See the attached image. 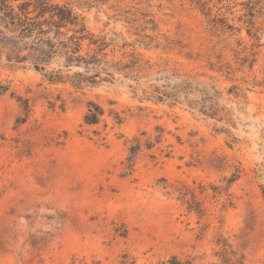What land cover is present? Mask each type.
Returning <instances> with one entry per match:
<instances>
[{"label":"rangeland","instance_id":"obj_1","mask_svg":"<svg viewBox=\"0 0 264 264\" xmlns=\"http://www.w3.org/2000/svg\"><path fill=\"white\" fill-rule=\"evenodd\" d=\"M50 1L105 40L107 60L132 61L133 53L142 82L173 72L216 93L211 101L189 96L204 115L186 103L142 101L124 75L81 89L50 84L43 75L64 70V61L35 70L26 41L7 33L10 45L0 46L7 89L0 96V264H118L124 253L136 264H167L171 256L211 264L218 236L246 264H264V0ZM87 44L82 54L95 49ZM73 73L92 76L74 66ZM11 94L27 100V115ZM89 102L105 110L97 126L83 124ZM156 128L160 142L128 170L129 142L141 133L154 142ZM164 186L192 192L186 200L203 215Z\"/></svg>","mask_w":264,"mask_h":264},{"label":"trees","instance_id":"obj_2","mask_svg":"<svg viewBox=\"0 0 264 264\" xmlns=\"http://www.w3.org/2000/svg\"><path fill=\"white\" fill-rule=\"evenodd\" d=\"M78 18L79 15L68 6L53 4L50 0H0V46L10 45L7 33H17L18 39L23 43L26 41L23 45L30 51L29 56L33 57L34 69L44 72H46L44 66L48 60L56 57L62 59L64 70H51L43 75L50 84L70 83L74 88L81 89L83 86L95 85L100 82L110 83L111 80H114L113 75H124L126 79L131 78L134 84L131 88L134 93L142 95V101L167 103L170 106L186 103L190 109H193L192 106L200 107L198 112L205 115L204 106H201L197 100H191L189 96L194 94L199 98L206 97V100L211 101L213 100L211 92L216 93L213 87H207L185 74L166 71L157 72L142 82L141 79L144 76L138 74V69L141 67L134 54L130 55L132 61L107 60L108 54L105 53V49L108 44L104 39L97 40L87 34L85 26L78 22ZM85 41H88V47L94 46L95 49L82 54ZM20 53L19 51L13 52L15 59H20ZM21 61L16 62L20 63ZM72 66L83 69V72L91 73L92 76L88 79L80 78V73L70 75ZM152 82L157 83V86H152ZM6 93L7 89L0 86V96ZM11 96L20 103L22 111L27 115L29 112L27 100L14 96V94ZM104 116L105 110L101 106L89 102L82 121L86 126H97L104 122ZM109 117H111L114 126L122 124V118L117 113L110 111ZM103 127L106 128L105 123ZM156 131H158V135L154 142L150 139L142 140L140 137H145V133H141L140 137L135 136L129 142L125 159L128 170L133 169L136 159L143 149L151 150L155 144L160 142L162 130L156 128ZM95 135H99V133L95 132ZM234 180L233 176L227 180V185H231ZM162 189L166 191V194H171L172 191L177 192L179 199L188 206L190 212L196 211L199 215H203L202 210L193 209L190 202L186 200L188 193L194 198L192 192L172 190V186H164ZM262 193L264 194V188H262ZM216 247L217 262L211 264H246L243 253L234 249L227 239L218 236ZM118 264H136V262L124 253L120 256ZM167 264L192 263L171 256Z\"/></svg>","mask_w":264,"mask_h":264}]
</instances>
